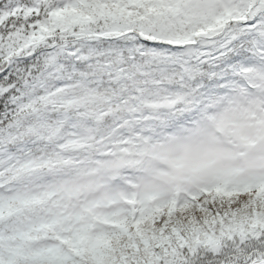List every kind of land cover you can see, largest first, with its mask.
Instances as JSON below:
<instances>
[{
    "label": "snow or ice",
    "instance_id": "6c2138e0",
    "mask_svg": "<svg viewBox=\"0 0 264 264\" xmlns=\"http://www.w3.org/2000/svg\"><path fill=\"white\" fill-rule=\"evenodd\" d=\"M0 264H264V0H0Z\"/></svg>",
    "mask_w": 264,
    "mask_h": 264
}]
</instances>
